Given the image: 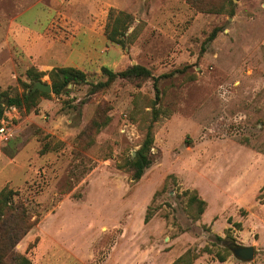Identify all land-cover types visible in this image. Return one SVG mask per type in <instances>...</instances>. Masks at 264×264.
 <instances>
[{
    "label": "rangeland",
    "instance_id": "1",
    "mask_svg": "<svg viewBox=\"0 0 264 264\" xmlns=\"http://www.w3.org/2000/svg\"><path fill=\"white\" fill-rule=\"evenodd\" d=\"M7 1L0 0L5 17L15 13ZM47 1L55 9L43 31L55 28L62 41L84 44L74 56L80 68L72 67L87 82L105 79L101 66L148 68L159 76L160 114L152 162L134 180L118 166L142 141L155 99L151 78L138 87L117 78L90 95L87 83L70 85L66 94L39 97L29 112L17 109L10 139L0 143V189L16 190L14 200L36 224L14 250L30 264H170L187 249L196 255L192 264H264V0H233L231 16L197 11L185 0ZM109 8L133 17L127 31L136 25L135 38L125 46L103 35ZM44 15L36 3L16 21ZM2 16L4 109L8 97L23 91L20 81L28 82L25 70L36 67L25 43L32 45L33 34L7 32ZM93 20L98 29L85 41L74 33ZM41 81L49 83L46 75ZM98 106L107 107L109 120L81 149L78 134ZM184 190L205 202L196 220ZM232 243L252 246V259H235Z\"/></svg>",
    "mask_w": 264,
    "mask_h": 264
},
{
    "label": "trees",
    "instance_id": "2",
    "mask_svg": "<svg viewBox=\"0 0 264 264\" xmlns=\"http://www.w3.org/2000/svg\"><path fill=\"white\" fill-rule=\"evenodd\" d=\"M185 2L197 11L207 13H227L231 16L234 13L233 0H185ZM133 23L131 14L109 8L107 12V20L104 26L103 35L109 42L125 46L127 42H132L136 34V25L127 31ZM217 32V27L211 29L203 44L212 40ZM202 50V49H201ZM104 80L95 82H87L85 72L72 66L52 67L48 71H39L34 67L25 70V78L28 82L20 81L23 91L13 97H8L5 105H13L16 109L29 112L38 104L39 97H49V93H43L37 90L30 91L33 82L40 81L44 75L47 76L50 85V93L58 96L62 93H68V86L80 83H87V94H95L102 92L117 78L123 79L135 87L148 79H152V86L155 90V99L150 103V119L145 125V131L141 143L134 151L133 156L126 160V164L118 166L130 173V176L137 180L142 175L144 169L152 162L150 149L152 148V128L158 120L160 109L156 106L158 97V88L156 85L157 77H153L148 68L137 63L129 64L124 69L112 71L105 66L100 67ZM5 93H2L4 96ZM99 106L95 110L89 122L78 134L79 145L81 149L88 148L93 142L94 134L103 127L109 120L105 115V109ZM2 106L0 105V117L2 115ZM17 191L3 186L0 189V264H30V261L14 250L16 243L36 224V219L28 213L22 201H15L14 196ZM186 195V210L192 220H196L203 212L205 202L200 198L194 190H184ZM151 217L149 207L146 208L143 221L147 222ZM220 239V237H216ZM218 261L225 259L224 255L216 253ZM196 257L188 249L174 259L170 264H192V260Z\"/></svg>",
    "mask_w": 264,
    "mask_h": 264
},
{
    "label": "crops",
    "instance_id": "3",
    "mask_svg": "<svg viewBox=\"0 0 264 264\" xmlns=\"http://www.w3.org/2000/svg\"><path fill=\"white\" fill-rule=\"evenodd\" d=\"M20 1L24 2V4H21V6L19 4ZM44 1L47 3L49 2L50 4L49 5L50 7H48L47 9L48 11H44L45 9ZM7 2H8V6L15 10V13L12 15H9L8 17L7 16L5 17V16H2L4 12H1L0 16H2V18H4L5 20L9 21L7 24V28H6L7 32H12L13 34L17 33L18 35L19 33H21L23 34V37H25V35L28 34V31H29V34H33V36L31 37L32 45L27 46L30 43L29 40H26L27 42L25 43H26V50L29 53L34 54L35 56V58L31 61L30 64L35 66L36 70L46 71L54 66H68V65L80 68L78 65L75 64L74 56H77V53L83 51L82 46L84 44L82 42H80V44H75L72 41V37H69L62 41L60 39L62 38L60 36L61 33L59 32L56 33L55 28H53L54 30L52 29L50 33L48 32L46 33L43 31L46 26L48 16H50V14L55 9V7L52 6L54 5L52 1L32 0L31 2H29L27 0H8ZM36 3H39L40 10L45 12L44 17L34 16L33 19H30L27 23H23V24H21L19 21L18 22L16 21L18 17L21 16L24 10L32 7L33 4H36ZM87 20L89 21V19ZM95 20L90 21L88 23L80 24V25L78 24L79 27L75 26V28L76 27L77 28H76V31L74 30V33L79 35V37H82V38L84 36L83 39L85 41L86 40L85 37L88 36L89 31L95 32L97 31L95 29H98L95 27V22H96ZM18 27H21V28L18 29ZM41 78H40V81H41ZM43 83H46V82H43Z\"/></svg>",
    "mask_w": 264,
    "mask_h": 264
},
{
    "label": "water",
    "instance_id": "4",
    "mask_svg": "<svg viewBox=\"0 0 264 264\" xmlns=\"http://www.w3.org/2000/svg\"><path fill=\"white\" fill-rule=\"evenodd\" d=\"M29 90L31 92L37 90L43 93H50L51 91L49 83H43L41 81L33 82ZM227 247L230 250L232 256L239 261H249L253 257L254 249L252 246H242L232 243Z\"/></svg>",
    "mask_w": 264,
    "mask_h": 264
},
{
    "label": "built area",
    "instance_id": "5",
    "mask_svg": "<svg viewBox=\"0 0 264 264\" xmlns=\"http://www.w3.org/2000/svg\"><path fill=\"white\" fill-rule=\"evenodd\" d=\"M17 109L13 105L6 106L0 117V143H6L11 135V118L13 114L16 113Z\"/></svg>",
    "mask_w": 264,
    "mask_h": 264
}]
</instances>
